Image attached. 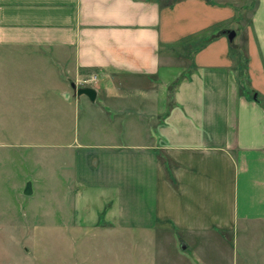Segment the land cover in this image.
Here are the masks:
<instances>
[{"label": "crops", "instance_id": "1", "mask_svg": "<svg viewBox=\"0 0 264 264\" xmlns=\"http://www.w3.org/2000/svg\"><path fill=\"white\" fill-rule=\"evenodd\" d=\"M242 12L238 0H0V50L55 78L25 100L75 128L76 224L169 233L203 261L209 242L264 224V0L249 10L245 91L224 26L207 32Z\"/></svg>", "mask_w": 264, "mask_h": 264}, {"label": "rangeland", "instance_id": "2", "mask_svg": "<svg viewBox=\"0 0 264 264\" xmlns=\"http://www.w3.org/2000/svg\"><path fill=\"white\" fill-rule=\"evenodd\" d=\"M238 1L243 12L207 32L215 33L221 25L227 39L234 32L228 53L245 91L250 88L248 19L255 0ZM196 38L195 43L203 36ZM205 41L214 42L211 37L200 40L202 48L207 46ZM43 68L38 62L16 61L0 50V264H264L263 223H250L237 236L217 238L223 248L214 240L203 246L201 252L209 263L199 257L201 253L193 256L191 245L183 239L186 248L182 250L169 233L155 238L76 224L74 190L68 182L72 159L65 148L75 128L59 125L56 118L49 123L46 115L58 113L57 109L48 111L40 102L25 100L29 95L42 96L37 93L40 87L55 84V78L43 77ZM254 86L264 98V81ZM27 183L32 190L29 196L23 193Z\"/></svg>", "mask_w": 264, "mask_h": 264}, {"label": "water", "instance_id": "3", "mask_svg": "<svg viewBox=\"0 0 264 264\" xmlns=\"http://www.w3.org/2000/svg\"><path fill=\"white\" fill-rule=\"evenodd\" d=\"M234 38V32L231 31L228 33V40L231 41ZM79 94H84L86 96H88L90 99H92L94 97V91L91 88H83L79 90ZM24 195L29 196L32 194V190H31V185L30 183H27L24 191H23ZM181 248L185 249L186 246L184 243L181 244Z\"/></svg>", "mask_w": 264, "mask_h": 264}, {"label": "built area", "instance_id": "4", "mask_svg": "<svg viewBox=\"0 0 264 264\" xmlns=\"http://www.w3.org/2000/svg\"><path fill=\"white\" fill-rule=\"evenodd\" d=\"M94 79H95V77L94 78L91 77V78H88V79L86 78L83 81H81V83L90 84V83L94 82Z\"/></svg>", "mask_w": 264, "mask_h": 264}, {"label": "trees", "instance_id": "5", "mask_svg": "<svg viewBox=\"0 0 264 264\" xmlns=\"http://www.w3.org/2000/svg\"><path fill=\"white\" fill-rule=\"evenodd\" d=\"M194 36H196V35H194ZM176 84H177V83H176ZM176 84H175V85H176ZM168 109H169V107H168ZM167 173H168V176L172 179V177H171V175H170V173H169V170H168Z\"/></svg>", "mask_w": 264, "mask_h": 264}]
</instances>
